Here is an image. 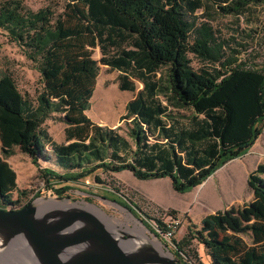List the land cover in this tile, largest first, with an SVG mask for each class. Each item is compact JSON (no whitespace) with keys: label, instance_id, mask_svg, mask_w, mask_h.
<instances>
[{"label":"trees","instance_id":"16d2710c","mask_svg":"<svg viewBox=\"0 0 264 264\" xmlns=\"http://www.w3.org/2000/svg\"><path fill=\"white\" fill-rule=\"evenodd\" d=\"M47 1L64 4L58 12L0 0V29L34 64L41 83L35 94L20 92L16 104L0 96V208L18 202L15 191L27 193L8 161L17 150L60 195L88 177L103 183L100 172L126 170L139 179L169 177L184 193L264 135V66L227 57L213 25L197 19L200 10L214 8L239 18L264 0ZM191 54L210 66L196 69ZM101 64L121 72V90L136 91L133 79L143 84L126 104L124 132L87 114ZM49 119L65 123V142L45 127ZM247 183L251 201L207 214L177 249L196 238L212 264H264V163Z\"/></svg>","mask_w":264,"mask_h":264},{"label":"rangeland","instance_id":"374dc122","mask_svg":"<svg viewBox=\"0 0 264 264\" xmlns=\"http://www.w3.org/2000/svg\"><path fill=\"white\" fill-rule=\"evenodd\" d=\"M25 3L33 10L52 5L58 12L64 4L63 1L51 3L47 0H25ZM215 10V8L200 10L197 13V19L199 23L209 21L213 25L218 39L226 45L227 57L233 54L239 61H247L250 65L263 67L264 3L253 5L250 11L239 18L219 15ZM210 17H213V20ZM234 50L239 53H234ZM101 56L100 49L96 48L94 57L100 59ZM190 57L196 69L210 66L209 63L203 62L193 54ZM133 81L136 84V91L121 90V72L101 64L92 105L87 112L88 116L102 125L119 126L122 128L121 132H124L126 122L122 120V117L126 113V104L143 87L138 80L133 79ZM40 87V74L34 64L22 54L15 44L8 40L5 32L0 29V96L10 104H16L20 92L27 91L35 94ZM45 127L56 141L65 142V123L49 119ZM257 143V147L253 145L242 156L229 161L206 181L188 192L176 191L169 177L139 179L127 170L119 173L99 171L103 183L94 181L93 177L83 179L82 183L72 185L74 189L67 191L63 200L86 208L106 223L108 221L113 225L135 228L136 223L130 217L132 213L118 199L117 196H119L137 210L140 214L137 219H140L139 222L146 221L149 224L150 228L142 225L146 228L147 234L152 237L151 239L157 237L166 252H174L175 248L172 245L165 246L166 242L161 235L156 233V220H162L160 212L176 211L180 219V226L174 237V241L177 242L187 236L190 226L199 227L201 220L207 214L251 201L253 193L247 180L251 168L256 164L264 163V135L262 133ZM250 158H254L255 163H252ZM8 161L17 173L18 189L25 190L27 193L19 197L18 192L15 191L13 200L18 202L11 203L7 209H18L37 196L59 197L52 188H48L49 184L29 156L17 150ZM154 193L160 196L161 204L164 206L150 200L149 194L154 195ZM40 203L45 202L40 201ZM88 205L95 207L91 209ZM111 219L119 221L114 220L117 223L115 224L110 221ZM139 233L143 236L141 232ZM182 246L181 256L186 263L212 264L208 250L196 238Z\"/></svg>","mask_w":264,"mask_h":264},{"label":"water","instance_id":"95a60500","mask_svg":"<svg viewBox=\"0 0 264 264\" xmlns=\"http://www.w3.org/2000/svg\"><path fill=\"white\" fill-rule=\"evenodd\" d=\"M57 195L37 196L18 209L0 208V264H183L174 252L161 253L130 230L134 227L106 223Z\"/></svg>","mask_w":264,"mask_h":264},{"label":"built area","instance_id":"2783aa9c","mask_svg":"<svg viewBox=\"0 0 264 264\" xmlns=\"http://www.w3.org/2000/svg\"><path fill=\"white\" fill-rule=\"evenodd\" d=\"M160 217H162L163 222L165 223L164 227H159L156 224L157 231L159 235L163 238L164 242H166V246H173L175 249L176 242L174 241V237L176 235V231L180 226V219L176 214L168 213L167 211L160 212Z\"/></svg>","mask_w":264,"mask_h":264},{"label":"bare ground","instance_id":"6f19581e","mask_svg":"<svg viewBox=\"0 0 264 264\" xmlns=\"http://www.w3.org/2000/svg\"><path fill=\"white\" fill-rule=\"evenodd\" d=\"M40 201H43V200H39L38 201L39 204H43V203H40ZM50 203H55L56 204V201L51 200L50 202H48V203L45 202L44 204H50ZM58 205H65V204L64 203H59ZM88 207L91 208V209H94L95 206L94 205H88ZM130 217L136 223L135 229H130V230H132V231L135 230V231L141 232L145 239L150 240L154 245H156L161 250V251L159 250L161 253L170 254V252H168V251L166 252L163 249L162 243L159 241V239H157V237H154L153 239H151L152 237H150L147 234L146 228L138 220H136L133 216L130 215ZM114 220L117 221V222L119 221L118 219L117 220L116 219H111L110 221L114 222ZM114 223L117 224L116 222H114ZM127 227L130 228L129 226H127ZM32 264H34V263H32ZM35 264H37V263H35Z\"/></svg>","mask_w":264,"mask_h":264},{"label":"crops","instance_id":"0c3cea01","mask_svg":"<svg viewBox=\"0 0 264 264\" xmlns=\"http://www.w3.org/2000/svg\"><path fill=\"white\" fill-rule=\"evenodd\" d=\"M260 138V137H259ZM259 138L257 139V141H256V143L254 144V147H257V142H258V140H259ZM250 161L252 162V163H255V159L254 158H250ZM255 165V164H254ZM258 164H256L255 166H253V168H251V171L257 166ZM250 171V172H251ZM163 179H165V178H163ZM149 198H150V200L151 201H153V202H155L156 204H158V205H162V206H164V204H161V201H160V196L157 194V193H154V195H150L149 194Z\"/></svg>","mask_w":264,"mask_h":264},{"label":"flooded vegetation","instance_id":"af4514ba","mask_svg":"<svg viewBox=\"0 0 264 264\" xmlns=\"http://www.w3.org/2000/svg\"><path fill=\"white\" fill-rule=\"evenodd\" d=\"M174 254L176 255V257H177L178 259L181 260V262H182L183 264H188V263H186V262L184 261L183 257L181 256L182 252H181L180 250L175 249V250H174Z\"/></svg>","mask_w":264,"mask_h":264}]
</instances>
